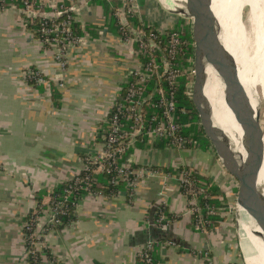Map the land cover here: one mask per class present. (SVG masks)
<instances>
[{
  "label": "crops",
  "instance_id": "0c3cea01",
  "mask_svg": "<svg viewBox=\"0 0 264 264\" xmlns=\"http://www.w3.org/2000/svg\"><path fill=\"white\" fill-rule=\"evenodd\" d=\"M78 13L86 44L70 48L62 67L28 26L20 0L0 6V264H28L23 225L38 210L37 195L43 193L47 207L53 189L84 169V156L97 148L94 139L136 62V46L105 25L101 0H87ZM28 67L40 69L48 83H28ZM52 86L61 94L58 103ZM161 143L138 144L136 165L162 167L164 173V168L189 166L218 185L222 170L212 149L178 150ZM170 174L143 180L132 202L125 191L83 195L75 221L44 233L42 264H136L139 247L160 231L167 238L156 247V264L239 262L225 218L198 229L179 173ZM164 200L174 220L156 230L154 212Z\"/></svg>",
  "mask_w": 264,
  "mask_h": 264
},
{
  "label": "built area",
  "instance_id": "2783aa9c",
  "mask_svg": "<svg viewBox=\"0 0 264 264\" xmlns=\"http://www.w3.org/2000/svg\"><path fill=\"white\" fill-rule=\"evenodd\" d=\"M8 0H0V6H5ZM21 10L32 24L38 20V39L47 50L55 52V58L62 67L66 65L67 54L74 46L86 44L87 35L79 34L73 28L77 21L78 11L87 4V0H20ZM122 5L116 9V15L123 28L128 27L124 41L130 46L135 45V64L129 69L123 79V84L112 102L111 109L105 119L106 126L95 137L97 148L84 156L88 174L81 178L78 172L74 177V186L88 189L81 183L90 180L89 172L112 173L113 182L127 181L130 189V202L140 183L148 177L158 176L165 179L171 177L159 168L136 165L134 151L138 144L145 146L164 142L168 148L178 150L196 149L200 147L196 139L189 111L178 108L177 85L184 75L191 79L194 76V57L188 53L194 42L182 37L179 31L152 27L145 31L143 28H132L128 23V15L142 13L139 0H120ZM185 59L189 65L186 69L180 66ZM25 80L32 85L48 83L43 72L36 67H28L24 73ZM192 83L187 84V92L192 89ZM59 85L62 86V83ZM187 120H183V117ZM192 169H181L179 186L188 200L189 211L195 216L194 221L198 229L204 228V219L199 198L206 197L208 184L205 180L192 176ZM72 186L65 190L64 199L72 198ZM87 194H100L88 191ZM79 203L74 199L71 208H78ZM154 225L165 229L173 221L166 211V200L156 206ZM70 206L60 199H52L49 205L37 210L24 222L25 241L31 246L27 254L40 251L43 243L41 238L45 231L52 226L62 224L60 215H67ZM207 215L220 214L219 208L206 204ZM71 224V223H70ZM170 245L176 243L169 239ZM160 241L148 239L136 253V264H156L154 254ZM209 264H212L210 261Z\"/></svg>",
  "mask_w": 264,
  "mask_h": 264
},
{
  "label": "water",
  "instance_id": "95a60500",
  "mask_svg": "<svg viewBox=\"0 0 264 264\" xmlns=\"http://www.w3.org/2000/svg\"><path fill=\"white\" fill-rule=\"evenodd\" d=\"M210 4L211 0H186V9L182 12L192 19L194 40L192 100L205 134L211 141L219 160L238 181L237 200L243 193L264 213V189L259 185L260 171L264 165V129L261 111L254 108L248 91L235 77L237 60L221 38L222 27L212 15ZM209 64L216 69L221 78L226 104L234 111L236 119L247 132L245 158L234 151L228 135L214 123L211 106L205 95L206 82L201 73V69ZM195 90H198L205 100L203 110L198 107L194 99Z\"/></svg>",
  "mask_w": 264,
  "mask_h": 264
},
{
  "label": "bare ground",
  "instance_id": "6f19581e",
  "mask_svg": "<svg viewBox=\"0 0 264 264\" xmlns=\"http://www.w3.org/2000/svg\"><path fill=\"white\" fill-rule=\"evenodd\" d=\"M160 2L169 10L178 13H182L186 9V0H160ZM239 7L240 0H211L210 11L220 22L221 38L238 63L235 77L244 86L246 62L237 23L240 14ZM251 7L255 19L258 21L260 18L264 25V0H251ZM201 73L206 82L205 95L211 106L214 123L228 135L234 151L242 154L245 158L247 156L245 147L247 132L236 119L234 111L225 102L223 85L218 72L209 64L206 68L201 69ZM194 99L198 107L203 110L205 100L198 90H195ZM259 185L264 189V173L262 171H260ZM237 213V230L241 238V249L245 262L247 264H264V213L243 193L238 198Z\"/></svg>",
  "mask_w": 264,
  "mask_h": 264
},
{
  "label": "trees",
  "instance_id": "16d2710c",
  "mask_svg": "<svg viewBox=\"0 0 264 264\" xmlns=\"http://www.w3.org/2000/svg\"><path fill=\"white\" fill-rule=\"evenodd\" d=\"M139 1H140V5H141L142 10L144 9V7L148 6L147 0H139ZM101 4L104 8L105 17H106V24L105 25L108 27V29L110 31H112L113 33H115L116 35H118L122 39H124L126 37L125 33L128 32L127 31L128 27L123 28L119 22V18L116 15V9L122 5V2L117 1V0H111V1L101 0ZM31 22L32 21L27 18L28 26L34 32L36 37H39L38 32H36L37 28L39 27L38 20H35L33 24ZM128 23H129V25H131L132 28H138L139 27V28H143L145 31L149 30L152 27H155V25H153L151 22L145 20L144 18L141 19L139 17V14L128 15ZM73 28L79 34L88 35V33L83 32V30L80 27V23H78L77 21L73 22ZM86 28L88 31L91 30L90 26H86ZM175 30L180 31L179 28H176ZM181 35L183 38L189 40L190 42H194L193 37H192L191 26H188L186 32H184ZM189 56L194 57V46H192L190 48L189 53H188V57ZM188 65H189V63H187V61H185V59H183L180 63V66L182 69H186V67ZM191 65L193 66L194 63L192 62ZM190 80L193 81L194 76H192L191 79H189V78H187L186 75H184L178 81V85H177L178 108L187 109L189 111L188 116L190 117L191 121L193 123L196 122V124H194L192 126V130L195 131L196 139L198 140V143L200 144L201 148L204 150L212 149L215 152L211 141L206 136L205 131L203 129V126L201 125L199 113H198V111H197V109L193 103V100H192L191 90H190V92H187V84ZM52 97L54 99H56L55 100L56 103H58V99H60V97H61L59 90L54 86H52ZM187 119H188L187 117H185V116L183 117V120H187ZM105 126H106V123H105V125H101V131L100 132L103 131ZM140 145H142V144H140ZM160 145L165 146V144H163V143H161ZM150 167L159 168L162 170V167H158V166L157 167L156 166H150ZM183 168H185L187 170L191 169L189 166H181L177 170L170 169V168H164V171L166 173H172V172L180 173L181 169H183ZM87 174H88L87 170H82L81 173L79 174V176H81V178H83ZM89 175H90V180L87 181V184L85 182L81 183V185L83 187L86 186L88 188L87 190L86 189L77 190V186H74L75 185L74 179L66 180V181L60 183L58 186H56L53 189V191L51 193V201H52V199H60V200L64 201V203H66V205L68 204L70 206V209H69L67 215H60V217L62 219V224L54 225V226H52V228H63V227L69 225L70 223H72L73 221H75L77 219V214H76L75 208H71V203L74 199H76V201L79 203L82 196L87 194L88 191L100 193V194L105 195V196H114V195H117L120 191H125L127 193V196L130 193V189L127 186V181L118 180V183L113 182V178L115 177V175L112 173L103 172V173L94 174L92 172H89ZM191 175L197 176V177L205 180L209 186L207 193H206V197L201 196L199 198L200 205L202 206V209H203L202 212L204 215V219L207 221L205 226L211 227L213 224H217V223L221 222L222 220H224L225 215H223L221 213L216 214V215H207V209H206V204H212L213 206H215L217 208L224 205L226 198L223 196V192L220 190V187L217 185H213L212 179H210L209 177L200 176L196 171H193L191 173ZM70 186H72V189L74 190L73 194H72L73 197L66 200V199H64L65 190L67 188H70ZM220 196H222L221 199H220ZM42 197H43V193L42 194L40 193L37 195V199H38V203H39L38 210H42V208H46L45 206L42 205ZM128 200L130 201L129 197H128ZM155 210H157V208ZM32 214H33V212L28 214V216L26 217V220L29 219L32 216ZM168 216L170 218H172V220H174V216H172L169 213H168ZM194 218H195V216H194ZM158 229L161 230V228L156 227V230H158ZM45 232H47V231H45ZM156 238L158 241H161L163 239H166L167 237L165 238L164 236H162L161 231H160V233L157 235ZM42 239L43 238H41L40 240H42ZM30 246H31V244L27 241L26 242L27 249ZM154 258H155V256H154ZM27 260H28V264H42V257L40 256L39 252H36L34 254H28ZM230 264H245V263L233 262Z\"/></svg>",
  "mask_w": 264,
  "mask_h": 264
},
{
  "label": "rangeland",
  "instance_id": "374dc122",
  "mask_svg": "<svg viewBox=\"0 0 264 264\" xmlns=\"http://www.w3.org/2000/svg\"><path fill=\"white\" fill-rule=\"evenodd\" d=\"M147 2L148 6L144 7L139 16L141 19L144 18L155 25V27L166 30L179 28L180 34L186 32L188 26H191L192 30L191 18H188L182 13L169 10L160 0H147ZM239 13L237 18L239 38L246 62L244 87L252 99L254 108L261 111V121L264 129V25L260 18L258 21L255 19L251 7V0H240ZM212 154L219 168L222 170V177L218 178V185L213 180L212 183L220 187L223 196L226 198L224 205L218 207L219 212L226 216L225 227H228L234 243L238 245L239 262L245 263L244 253L241 249V238L237 230V194L239 184L236 178L223 166L216 152ZM261 171L264 173L263 167ZM221 198L222 196H220Z\"/></svg>",
  "mask_w": 264,
  "mask_h": 264
}]
</instances>
